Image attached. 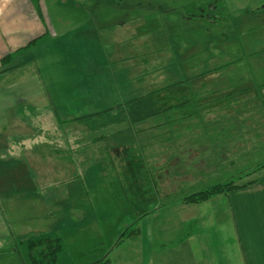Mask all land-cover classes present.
<instances>
[{
    "label": "rangeland",
    "instance_id": "obj_1",
    "mask_svg": "<svg viewBox=\"0 0 264 264\" xmlns=\"http://www.w3.org/2000/svg\"><path fill=\"white\" fill-rule=\"evenodd\" d=\"M75 1L80 10L66 13L73 23L58 29L57 64L61 80L89 91V98L74 108L57 103L52 111L60 125L59 120L41 124L26 116L25 124L9 121L0 127V210L17 239L40 231L62 233L64 250L56 264H95L106 255L110 264H139L138 231L143 230L140 240L146 246L151 222L146 217L153 210L180 201L200 205L253 185L255 191L231 197L235 211L246 200L264 197V121L253 122L250 140L229 139L228 123L242 118L243 110L234 114L226 91L209 92L218 78L215 71L228 68L231 57L264 51V0ZM194 8L214 17V23ZM190 14L196 18L188 20ZM31 56L37 59L38 52ZM32 68L35 62L26 70ZM194 70L206 74L190 77ZM20 77L13 74L2 84ZM199 88L203 91L197 93ZM2 112L16 118L13 109ZM75 114L82 118L73 120ZM238 125L235 132H244ZM69 133L82 136L76 151L48 140ZM24 135L26 142L20 141ZM96 135L103 139L87 148ZM11 144L18 147L13 150ZM93 150H102V156L90 155ZM137 150L146 157L140 177L146 167L156 203L143 199V187L140 199L132 196V167L140 165ZM143 176L141 184L147 182ZM217 186L223 192L207 201L185 202ZM168 218L173 223L175 216ZM162 219L156 218L155 229L162 228ZM100 226L105 238L94 250L88 243H94ZM55 247L33 243L29 255L37 256H26L27 264H49L44 257Z\"/></svg>",
    "mask_w": 264,
    "mask_h": 264
},
{
    "label": "crops",
    "instance_id": "obj_2",
    "mask_svg": "<svg viewBox=\"0 0 264 264\" xmlns=\"http://www.w3.org/2000/svg\"><path fill=\"white\" fill-rule=\"evenodd\" d=\"M78 1L84 3L86 0ZM73 5L77 7L75 0L73 2H66V0H0V127L8 125L9 121L25 124L23 121L26 116L33 117L35 122L41 124L56 123L55 120L60 118L53 113L52 109L57 103H67L74 108L77 101L89 98V91L71 87L61 80V72L57 64L61 57V50L55 49V41L60 37L58 29L68 28L73 23V20L66 16L68 12L80 10ZM190 8L192 6H188L187 9ZM212 9L216 12L217 6L215 5ZM194 10L202 18L207 15L203 10L196 8ZM194 18L196 17L191 14L187 16L190 21ZM208 19L210 23L215 21L212 16H208ZM263 41L261 40L260 43L264 44ZM33 51L38 52L37 59L33 56L28 58L29 53ZM5 59L6 63L3 65ZM230 61L228 68L220 67L221 69L215 71V76L218 78L209 88V92L226 91V97L231 99H229L231 109H236L234 114L239 112L237 110H243L242 118L237 116L238 119L231 118V123H228L231 133H227L226 136L229 139L250 140L253 134L251 125L261 124L264 121V51L231 57ZM33 62L36 63V68H32L31 71L26 70ZM16 73L21 75L19 82L2 84ZM205 74L196 71L193 76H189L197 78ZM222 76H227L228 79L222 82ZM202 91L203 88H199L196 92ZM10 109L16 111V118L10 119L2 112V110ZM24 109L25 111H22ZM255 110H259V114ZM29 112H34V114L29 115ZM80 115L75 114L73 120L82 118ZM258 115L259 118L256 119ZM197 121L198 124L202 123L199 118ZM61 123L62 121L59 120V125ZM238 124L244 125V132H235L236 128L239 129ZM136 132L139 144L140 129ZM203 133L204 131L201 133L202 136L206 135ZM218 135L220 133L216 134ZM78 137L82 136L76 133L56 134L48 140L53 143L52 146L57 144L59 148L60 145L66 147V151H76ZM27 139L26 135L23 138L20 137V141L23 142ZM99 139H103V135H96L95 138L90 139L91 142L87 148L90 146L96 148L98 145L96 142ZM11 147L14 150L18 146L11 144ZM101 151L93 150L89 154L94 155L99 152L102 156ZM140 152L137 150L136 153L140 165L132 167L133 175L130 181L132 196L140 199L143 187L145 190L142 189V195L147 193V197L143 199L147 198L154 202V184L151 182L150 173L146 167L142 172L146 173L147 182L143 181V184L140 182L144 179L143 174L140 177V169L146 163L144 152ZM115 154L116 157L125 158L121 152H115ZM256 188L257 185H253L233 190L228 197H215L200 205H189L180 201L153 210L146 217V219L151 218L146 232L148 237L146 246L141 244L140 237H142L143 230L139 228L136 261L139 264H143L145 259L147 264H264V197L254 198L253 202L246 200L243 204L241 203L240 212L235 211L231 200L235 193L242 195L250 190L255 191ZM35 204L41 205V203ZM4 213L0 210V264H27L26 256H30L29 247L33 243H42L45 247L61 245L55 258H53L54 253L44 257L49 259V264H56L64 250L62 233L40 231L29 238L17 239ZM169 214L175 216L172 219L173 223L169 221ZM161 215H163L162 228L155 229L153 223L155 224L156 218ZM84 236L85 234L82 239L86 243ZM94 237L96 238L94 243H88V245L94 246L92 248L95 250L98 244H102V238H105L101 226L95 230ZM30 253L34 258L37 256L33 252ZM103 258L105 259H100L99 262L109 259L107 255Z\"/></svg>",
    "mask_w": 264,
    "mask_h": 264
},
{
    "label": "trees",
    "instance_id": "obj_3",
    "mask_svg": "<svg viewBox=\"0 0 264 264\" xmlns=\"http://www.w3.org/2000/svg\"><path fill=\"white\" fill-rule=\"evenodd\" d=\"M5 63H6V59L3 61V65ZM231 190H233V188H231ZM222 192H223V188L221 186H217V187L213 188L210 191L201 192V193H197V194L191 195L190 197L186 198L185 202L192 203V204L202 203V202L207 201L210 197H212L214 195H217L219 193H222ZM60 249H61V245H57L53 249V253H54V257L53 258H55V254L58 253L60 251ZM97 264H110V263L106 260V261L98 262Z\"/></svg>",
    "mask_w": 264,
    "mask_h": 264
}]
</instances>
